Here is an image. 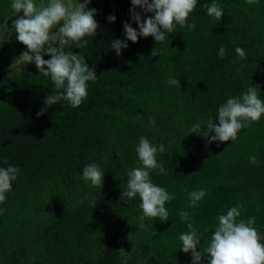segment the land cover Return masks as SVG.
I'll list each match as a JSON object with an SVG mask.
<instances>
[{
	"label": "trees",
	"instance_id": "obj_1",
	"mask_svg": "<svg viewBox=\"0 0 264 264\" xmlns=\"http://www.w3.org/2000/svg\"><path fill=\"white\" fill-rule=\"evenodd\" d=\"M214 2L223 8L219 22L203 7ZM11 3L0 0V25L7 21L9 29ZM89 7L97 9L96 36L85 37L86 48L66 47L85 56L98 77L77 108L62 101L38 117L54 84L34 63L10 69L27 48L15 33L0 36V168L20 169L0 203V264H192L191 253L180 251L187 224L193 223L203 251L218 215L236 205H242L240 219L256 217L264 243V115L235 141L208 143L191 132L197 122L202 128L209 119L218 124L219 106L251 86L264 100V0H198L187 21L194 30L177 25L157 45L153 37H140L121 55L110 45L124 39V22L139 30L131 0H92ZM236 47L246 59L238 58ZM142 136L165 146L157 162L166 174L157 169L150 177L175 199L165 204L167 221L146 217L140 227L139 196H121L128 172L142 167L136 152ZM90 163L104 172L102 188L82 177ZM200 189L206 195L192 207L189 193ZM181 211L189 220L180 219Z\"/></svg>",
	"mask_w": 264,
	"mask_h": 264
},
{
	"label": "clouds",
	"instance_id": "obj_2",
	"mask_svg": "<svg viewBox=\"0 0 264 264\" xmlns=\"http://www.w3.org/2000/svg\"><path fill=\"white\" fill-rule=\"evenodd\" d=\"M255 2L256 0H247L248 4ZM91 3L92 0H40L39 3L37 0H12L11 8L16 13L14 17L18 18L13 21L11 29L7 21L0 25V36L15 33L16 40L27 48V51L13 62L11 68L15 69L18 63H21V66L34 63L41 75L50 77L54 84L55 91L45 98V107L37 113L38 117L62 101L68 102L73 108L79 107L87 98L88 83L98 78L95 69L89 67L85 56L66 51V47H70L72 43H75L78 49L86 48L89 41L85 37L96 36L99 28L95 19L97 9L90 8ZM197 3L198 0H131V20L138 25L139 30L131 23L124 22V39H113L111 48L117 55H121L122 50L128 48L129 41L137 43L140 37H153L157 45L163 43L166 33L174 32L177 25L194 30L196 24L187 21ZM203 7L209 17H214L217 22L221 21L224 12L218 3H205ZM21 13L23 15H20ZM108 21L114 23L116 16L109 15ZM225 51L221 46V58L224 57ZM235 52L239 59H246L244 49L236 47ZM44 55L50 56L51 59L45 60ZM151 55H158L156 47ZM168 83L181 85L175 78H170ZM262 115L264 100L258 95L257 87L251 86L241 96L230 97L219 106L216 117L218 124L209 119L206 127L202 128L201 123L197 122L191 126V132L204 137L208 143L235 141L242 128L248 127L251 122L259 121ZM148 119L149 123L155 126L154 118ZM213 133L214 135H210ZM165 151L163 144L153 145L147 137H140L136 152L142 167L133 168L127 174V186L121 199L139 196L143 213L139 217L140 227H143L146 217L167 221L169 213L165 204L175 199L166 189L155 185L150 177V171L157 169L161 175L166 174L163 163L157 162L158 154ZM249 160L253 164L257 163L255 156L249 157ZM19 173L20 169L14 166L0 168V203L6 200L5 194L11 191L12 182L17 179ZM82 177L93 187L103 186L104 172L96 163L87 164ZM205 195L203 189L191 191V206L195 207ZM241 207L242 205L233 206L226 213L218 215V224L203 251L198 250L200 239L193 223L189 222L188 231L179 236L182 242L180 251L191 253L192 264H201L205 257L208 264H264V243H261V235L254 226L256 217L240 219ZM2 213L3 210L0 209V214ZM189 215L186 211L179 213L182 221L189 220Z\"/></svg>",
	"mask_w": 264,
	"mask_h": 264
},
{
	"label": "rangeland",
	"instance_id": "obj_3",
	"mask_svg": "<svg viewBox=\"0 0 264 264\" xmlns=\"http://www.w3.org/2000/svg\"><path fill=\"white\" fill-rule=\"evenodd\" d=\"M8 8V10H10V8H11V5H8V4H6V9ZM12 9V8H11ZM11 11V10H10ZM12 14H13V16L10 18V22L11 23H13V21L15 20V19H17L18 17H14L15 15H16V13H14V11H13V9H12V12H11ZM20 15H23L22 13L20 14ZM11 28H12V26H11ZM1 40V39H0ZM31 64H24V65H22L21 66V63H18L17 64V66H16V70H21V71H24L25 70V68H27V67H29ZM10 69H12L11 67H10ZM12 70H14V69H12ZM12 70H8V71H12Z\"/></svg>",
	"mask_w": 264,
	"mask_h": 264
}]
</instances>
